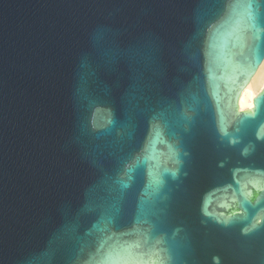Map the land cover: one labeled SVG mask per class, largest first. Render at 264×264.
Listing matches in <instances>:
<instances>
[{
	"label": "water",
	"instance_id": "obj_1",
	"mask_svg": "<svg viewBox=\"0 0 264 264\" xmlns=\"http://www.w3.org/2000/svg\"><path fill=\"white\" fill-rule=\"evenodd\" d=\"M263 62L264 0H0V264H264Z\"/></svg>",
	"mask_w": 264,
	"mask_h": 264
},
{
	"label": "bare ground",
	"instance_id": "obj_2",
	"mask_svg": "<svg viewBox=\"0 0 264 264\" xmlns=\"http://www.w3.org/2000/svg\"><path fill=\"white\" fill-rule=\"evenodd\" d=\"M264 88V62L260 66L250 84L244 89L240 98V109L246 110L253 107L254 98Z\"/></svg>",
	"mask_w": 264,
	"mask_h": 264
},
{
	"label": "snow or ice",
	"instance_id": "obj_3",
	"mask_svg": "<svg viewBox=\"0 0 264 264\" xmlns=\"http://www.w3.org/2000/svg\"><path fill=\"white\" fill-rule=\"evenodd\" d=\"M256 108V112H248L245 114L244 117H241V119H248L257 115H264V95L260 96L259 99L256 101ZM156 183H159V180H157ZM261 193H264V188L261 189ZM260 202H264V196H261Z\"/></svg>",
	"mask_w": 264,
	"mask_h": 264
}]
</instances>
